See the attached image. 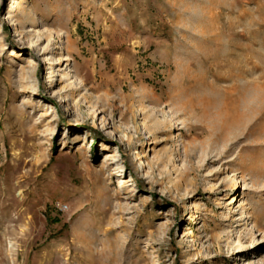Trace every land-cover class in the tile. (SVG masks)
Instances as JSON below:
<instances>
[{"label":"rangeland","instance_id":"374dc122","mask_svg":"<svg viewBox=\"0 0 264 264\" xmlns=\"http://www.w3.org/2000/svg\"><path fill=\"white\" fill-rule=\"evenodd\" d=\"M263 258L264 0H0V264Z\"/></svg>","mask_w":264,"mask_h":264},{"label":"bare ground","instance_id":"6f19581e","mask_svg":"<svg viewBox=\"0 0 264 264\" xmlns=\"http://www.w3.org/2000/svg\"><path fill=\"white\" fill-rule=\"evenodd\" d=\"M255 64V63H254ZM248 67V66H247ZM249 68H252V66L251 67H249ZM245 72V71H244ZM188 75V74H187ZM190 75V74H189ZM185 78H186V76H185ZM195 79V78H194ZM180 80V79H179ZM196 80H198V79H196ZM195 80V81H196ZM235 80V79H234ZM177 82H178V80H177ZM198 82H200V81H198ZM197 82V83H198ZM193 83H195L194 81H193ZM234 83V82H233ZM238 83V82H237ZM195 85V84H194ZM176 86V85H175ZM178 86L179 87H181L182 89L180 90V91H178L179 92V94H177V99H178V101H179V104H178V106H177V110L178 111H180V112H182V113H188L189 111H203L204 113L206 112V114H205V116L207 115V114H212L211 112H210V109L208 108V107H200V106H198L199 104H203L204 102H206L207 101V99L206 98H202L201 96L202 95H200V97L199 98H192L190 95H188V96H186V93L188 94V91H189V89H190V85H189V82H188V80L186 81V80H180L179 82H178ZM237 86V85H236ZM200 86H198V88H199ZM178 88V87H177ZM199 91L201 90V89H198ZM224 90V89H223ZM229 91H231V90H229ZM191 92V91H190ZM199 93V92H198ZM233 93V92H232ZM237 94V93H236ZM239 94V93H238ZM226 96V95H225ZM224 96V97H225ZM254 96V95H253ZM205 97H206V95H205ZM210 97V96H209ZM212 97V96H211ZM174 98H176V97H174ZM227 98V97H226ZM239 98V97H238ZM224 99V98H223ZM229 100V99H228ZM214 102H215V100H213ZM225 101V100H224ZM233 101V100H232ZM254 101H255V99H254ZM212 102V101H211ZM178 103V102H177ZM208 103V102H207ZM216 103V102H215ZM215 103H214V105H215ZM235 103V102H234ZM226 104V103H225ZM228 104V103H227ZM226 104V105H227ZM250 105V104H249ZM213 106V105H212ZM218 106H220V105H218ZM233 106V105H232ZM236 106V105H235ZM44 107H46V106H44ZM246 107V106H245ZM222 108V107H221ZM238 108V107H237ZM225 109H226V106H225V108L223 107L222 108V110L220 109V111L219 112H217L218 113V116L216 117L217 118V126L216 127H214V128H205V127H199L200 128V130H201V132L202 133H206L207 135H208V137H209V140H208V143H207V146H206V153H208V152H211V151H215V153H220V152H222V148L220 147V146H218L217 147V145H215V143H217L219 140L221 141V140H223L224 138V132H225V130L228 128V127H230V126H233V123L235 122V120H234V117H235V113L233 114V112L232 111H234V110H232L231 111V113H227V112H225ZM227 109H228V107H227ZM247 109V108H246ZM251 109V108H250ZM249 109V110H250ZM213 110V109H212ZM215 111V110H214ZM229 111H230V108H229ZM195 113V112H194ZM193 113V114H194ZM237 113V112H236ZM239 113V112H238ZM201 114V113H200ZM244 114V113H243ZM242 114V115H243ZM197 115H199V114H197ZM201 115H203V114H201ZM237 116H238V114H237ZM189 117V116H188ZM209 120V119H208ZM213 121V120H212ZM215 121V120H214ZM210 123H211V121H210ZM208 125V124H207ZM210 127V126H209ZM232 128V127H231ZM250 128V132H253L254 130L253 129H251V127H249ZM229 129V128H228ZM231 130V129H230ZM222 146V145H221ZM222 149V150H221ZM138 155V152L137 151H135L134 152V155ZM229 198H230V200L227 202V205H230V204H234L235 202H236V197H234V196H229ZM228 199V198H227ZM92 225V224H91ZM84 226V225H83ZM85 227V226H84ZM87 227V226H86ZM82 229V228H81ZM91 230V229H90ZM85 231V230H84ZM90 232V231H89ZM88 233V232H87ZM79 234V233H78ZM95 236V235H94ZM81 237V236H80ZM87 237H88V235H87ZM83 238V237H82ZM94 239V238H93ZM82 241H85V240H82ZM87 241V240H86ZM88 244V243H87ZM90 244V243H89ZM240 250V248H237V250L236 251H239ZM86 251V250H85ZM89 251V250H88ZM87 251V252H88ZM92 251V250H91ZM261 261H264V258L261 260Z\"/></svg>","mask_w":264,"mask_h":264}]
</instances>
